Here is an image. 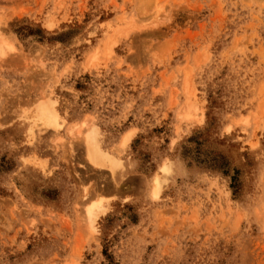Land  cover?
<instances>
[{
	"label": "rangeland",
	"instance_id": "374dc122",
	"mask_svg": "<svg viewBox=\"0 0 264 264\" xmlns=\"http://www.w3.org/2000/svg\"><path fill=\"white\" fill-rule=\"evenodd\" d=\"M0 37V264H264V0H0Z\"/></svg>",
	"mask_w": 264,
	"mask_h": 264
},
{
	"label": "bare ground",
	"instance_id": "6f19581e",
	"mask_svg": "<svg viewBox=\"0 0 264 264\" xmlns=\"http://www.w3.org/2000/svg\"><path fill=\"white\" fill-rule=\"evenodd\" d=\"M11 50H12L11 46L5 40H3L0 37V57L5 56ZM45 99L46 98H44V101L41 100L42 102L39 103L38 105H36L29 112L28 116L26 115L27 120H28L27 122L29 124V132L32 131L33 127H36L38 125L40 127L42 126L44 128L52 129V130L57 129L60 126L59 123H58L59 116H58L57 111H56V109L54 107L55 103L53 105V103L50 102V100H45ZM186 107L189 108V105L186 106ZM187 108H185V110ZM188 110L189 109L184 111L185 114H183V116H182L183 118H187L188 119V113H187ZM25 120H26V118H25ZM240 122H242L243 124H247V119H244V120H242ZM91 131H93V130H91ZM91 131H89V132L92 133L93 135L88 133L89 135H87L86 136L87 138L85 139L87 144H88V150H86V153L88 151V156H89L90 160L93 163L98 164V165H102V164H100V163H103V162H102V159H101L100 154H99V149H98L99 143L97 145V143H96L97 139H95L94 133L91 132ZM130 138H131V134L130 133H127V134H125L122 137V141H121L122 148L127 146L126 144L128 143V141H130ZM109 169H110V172H111L114 180L116 182L119 181V178L121 177V171H122L121 163L119 161L118 162L117 161L116 162H112V163L109 164ZM161 169H162V172H163V180L166 181V179L171 177L173 169L171 167L166 166V164L163 165ZM159 176L158 175L155 176V178L153 180V184H152L151 192H152V195L154 194L155 196L159 193V188H160V186L162 184L161 183V179L162 178L159 177Z\"/></svg>",
	"mask_w": 264,
	"mask_h": 264
}]
</instances>
